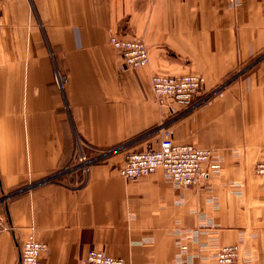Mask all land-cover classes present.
<instances>
[{
  "label": "crops",
  "instance_id": "0c3cea01",
  "mask_svg": "<svg viewBox=\"0 0 264 264\" xmlns=\"http://www.w3.org/2000/svg\"><path fill=\"white\" fill-rule=\"evenodd\" d=\"M142 39L146 66L123 71L110 37ZM195 73L212 95L161 104L151 77ZM172 106V107H171ZM212 148L207 182L185 188L162 168L127 180L131 150ZM78 142L125 145L82 186L35 184ZM264 0H0V264H18L33 233L45 264H208L222 245L264 264Z\"/></svg>",
  "mask_w": 264,
  "mask_h": 264
},
{
  "label": "built area",
  "instance_id": "2783aa9c",
  "mask_svg": "<svg viewBox=\"0 0 264 264\" xmlns=\"http://www.w3.org/2000/svg\"><path fill=\"white\" fill-rule=\"evenodd\" d=\"M235 4L238 0H230ZM111 44L122 54L121 69L128 71L150 62L147 44L140 38H122L114 33L110 37ZM151 90L155 99L161 104L168 100L177 101L191 109L197 105V97L202 94V100L210 97L212 91L205 88L203 76L195 73L169 75L153 74ZM172 107V106H171ZM125 145L111 147H93L87 143L78 142L73 156L68 164L58 168L35 184L59 182L68 186H82L89 181L92 165L107 161L113 154L121 151ZM215 155L212 148H200L191 143L178 142L169 128L164 129L163 138L156 146L126 153L124 162L119 166V175L127 180H134L149 175L162 168L165 174L178 185L192 188L207 182L213 172L220 170L218 162L209 165ZM255 171L264 175V155L258 160ZM5 228L0 220V231ZM48 248L47 243L39 241L33 233L26 238L22 247L18 264H45L41 253ZM91 264H125L122 258L109 254L104 249L91 248L84 259ZM208 264H253V261L243 260L238 244L222 245L213 260Z\"/></svg>",
  "mask_w": 264,
  "mask_h": 264
}]
</instances>
